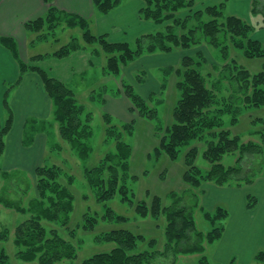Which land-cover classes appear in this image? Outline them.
<instances>
[{"label":"trees","instance_id":"1","mask_svg":"<svg viewBox=\"0 0 264 264\" xmlns=\"http://www.w3.org/2000/svg\"><path fill=\"white\" fill-rule=\"evenodd\" d=\"M95 8L100 14H108L118 7L123 0H92ZM143 7L140 10V16L161 27L152 34L138 37L134 46L129 43L109 42L106 36H94L88 29V23L84 19L56 10L51 5V0H45L49 5L48 11L44 17L35 21L28 22L25 29L33 33L44 30L45 26L50 24L55 27L67 26L69 28H79L82 32L83 46L72 40L62 46L58 51L51 55L56 59H63L70 54L79 50L98 46V49L106 54V64L104 72L107 75L117 76L121 70L126 68L130 63L136 61L144 55L155 53H171L176 49L190 50L201 44H206L222 52L224 59L228 58L227 41L232 43L240 50L244 51L247 57H264V46L259 41L254 40L251 35L253 27L235 15H224L223 9L225 3H219L204 7L194 11L192 8L196 0H141ZM256 0H251V13L257 16ZM190 12L188 16L181 17L183 10ZM264 11V6L262 5ZM261 14V13H259ZM258 14V15H259ZM193 22V23H192ZM192 23V24H191ZM177 30H181L180 34ZM46 34L44 36L47 37ZM51 35H49L50 37ZM54 37V36H51ZM246 41L245 43L243 41ZM0 44L8 48L13 56L17 58V52L14 42L8 38H0ZM98 52V51H97ZM45 56H35L31 62L22 63L19 66L21 77L27 71L36 72L42 81V84L51 99L54 106V118L58 126L60 139L70 146L81 161L89 158L91 148L87 143L92 137V115L87 112L83 105L77 102L74 92L66 87L63 83L51 78L47 72L34 65L35 61L42 60ZM191 57L181 59L179 66L185 70L179 75L183 80L177 84V90L180 92V99L172 110L173 123L165 128L161 138L160 149L172 161H176L180 151L184 146L197 138L201 140L204 135L210 134L212 138L216 137L215 132L211 133L216 124L214 119L208 118L210 108L214 105L215 92L209 88L205 77L195 68H191L194 61ZM231 61V60H230ZM229 61V62H230ZM238 69L235 76L229 78L228 75L222 77V81L230 80L234 84L235 92L243 96V102L253 107L264 106V71L252 76L250 73L233 61L229 64ZM243 68V69H241ZM252 88L251 95H248V87ZM104 93L105 88H100ZM121 94L130 102L133 112L139 113L140 116L153 120L156 118L157 108L149 107V99H143L135 93L131 85L121 83ZM95 91H92V95ZM90 97L91 101L94 96ZM239 103L231 98V103L227 111L231 114L239 112L238 108L232 111V105ZM3 108L10 111L8 107V92L3 97ZM158 112V111H157ZM9 114V113H8ZM103 120L105 125L106 137L116 142V151L113 154H107L99 162L84 169L85 179L89 188L93 191L98 203H105L116 196H119L121 203L127 202L132 204L133 193L125 184L128 170V160L131 156V147L122 141L120 128L111 125V116L104 114ZM122 130L127 135H131L134 130V123L122 124ZM10 129V115L6 122L0 121V156L4 151V137ZM160 129V128H159ZM157 131V127H156ZM207 134H204V133ZM218 142H208L207 149L202 154V158L209 163L207 168H200L193 165L197 149L189 150L184 157L186 169L183 173L184 182L192 188H200L203 184L211 183L218 187L232 185L237 182V187L242 184L250 185L256 180L258 175H245L241 166L225 167L221 163L224 155L235 151L243 156L257 157L262 150L254 144H239L238 138H229V132L219 131ZM57 149L61 150L58 145ZM157 155L159 149H155ZM61 167L44 166L35 170L36 176V196L23 206L21 201L8 199L6 195L0 196V204L6 209H14L17 213L28 215V218L19 223L14 230V244L19 249L16 253L22 262L37 261L39 264H55L62 260H72L75 258L74 248L71 243L63 239L58 230L55 228L47 229L42 222L55 223L63 227L65 231L76 234L78 228L84 230L92 229L98 221L97 215H84L83 224L75 229L69 228L70 215L73 210L74 197L66 186L61 185L59 181L62 175L65 176ZM67 175V174H66ZM251 176V178H250ZM257 176V177H255ZM264 177V176H263ZM69 184H73V178L68 177ZM5 179L9 178L5 175ZM28 191V190H27ZM169 205H164L161 198L155 196L152 198L151 207L145 202H139L138 212L141 217H157L158 214L164 215L166 226L164 236L166 240V251L173 255H187L202 253L204 241L214 243L221 239L224 232V225L221 223L228 216V212L217 207L213 211H205L204 219L212 226L207 234L199 231L194 220V208L185 206L181 199L175 194H171ZM251 207V204L248 205ZM103 220L112 223H127L126 217L119 216L109 207H106L102 215ZM7 229H0V264H8V257L2 248V243L9 237ZM97 238H103L104 241L111 242L114 247L107 251L96 253L86 259L82 264H152L156 254L149 252L147 249L137 252V245L143 241V235H134L132 232L122 228H115ZM150 247V246H148ZM155 257V258H154ZM254 259L264 263V252L255 254ZM229 264H234L231 259Z\"/></svg>","mask_w":264,"mask_h":264},{"label":"rangeland","instance_id":"2","mask_svg":"<svg viewBox=\"0 0 264 264\" xmlns=\"http://www.w3.org/2000/svg\"><path fill=\"white\" fill-rule=\"evenodd\" d=\"M256 1L259 2L256 10L261 14L258 13L259 15L254 16L250 11V16L247 19H241L250 23L253 27L251 37L264 46V11L262 10L264 0ZM219 3H225L224 15H233L234 11H237V16L244 15V5L241 2L235 3L234 0H196L191 12ZM189 13L186 9L182 11L181 15H178L183 18ZM161 27L163 26L158 25L159 31L162 30ZM68 28L64 25L59 27L46 25L44 30L33 35L35 37L32 38L31 43L35 46L29 47V55L38 54L45 56L43 59H51L53 58L51 55L65 43H69L72 38L83 46V31L79 28L69 31ZM181 32V30H177L178 34ZM46 34L48 36L44 38ZM49 35L54 37H49ZM134 44V41H129L130 46L133 47ZM225 46L228 48L226 60L220 50L203 43L190 50L178 48L172 53L144 55L142 59H137L126 66L127 68H124L123 72L117 76L110 75L108 78V75L101 73V69L96 68L95 74H91L89 71L85 77H74L64 82L68 88L77 93V96L75 95L77 102L92 115L93 133L92 137L87 140L91 152L86 161H81L70 149V146L64 144L53 132L51 126L45 123L42 131L48 133L49 144L47 154L45 153L44 165L49 167L56 164L55 166L61 167L67 174L62 175L59 181L61 185L68 188L74 197L69 228L75 229L78 225L81 226L86 213L91 216L97 215L98 221L92 229L84 230L81 226L74 236L55 223L42 222L47 229H57L59 235L71 243L76 254L72 260H62L55 264H82L96 253L111 250L114 247L113 243L95 236H100L115 228L129 230L134 235H143L145 239L138 243L137 252L143 249L154 252L156 258L154 257L152 264H229L231 259H234V264H264L255 260L253 256L255 249H257L256 253L264 252V234L260 231V221L264 215V178H262L264 176V106L253 107L245 104L242 101L243 96L235 92L234 84L231 86L230 80L222 81V77L228 75L229 72V78L237 74L238 69H235L231 64L233 61L237 66L243 67L250 73L251 80L252 76L264 71V57H247L244 51L238 49L232 41H227ZM102 54L106 56V54ZM186 56L191 57L193 59L191 60L194 61L191 68L202 73L209 88L215 92L214 105L210 108L208 118L214 119L216 127L211 133L215 132L216 137L212 138L205 132L204 134L207 135H204L201 140L197 138L191 141L188 146H184L178 159L172 161L160 149V141L165 128L173 123L172 110L180 99V92L176 87L183 80L179 73L181 74L185 69L181 68L179 64L176 65L175 62L179 60L180 63L181 59ZM20 59L24 61V57ZM227 62L231 65L226 64ZM52 73L50 72L49 75ZM121 83L131 85L135 93L143 99H149V107L157 108L156 118L149 120L140 116L137 111L133 112L130 102L127 109L122 105L109 103L106 99L107 102L103 108L101 101L104 99V94L100 88L104 87L108 96L119 97ZM86 88L88 89L86 90ZM262 88L264 89V86ZM93 90L95 93L92 95ZM248 93V95L252 93L250 86ZM90 95L94 96L93 101H90ZM231 98L239 102L232 105V111L235 108L239 109L235 115L227 111ZM121 100L120 103L125 101V99ZM8 102L11 104V98ZM106 112L111 116V125L120 128L121 137L123 135L122 141L131 147V156L126 171L127 178L125 179L126 186L134 195V202L131 205H128L127 202L121 203L119 196L108 202L98 203L85 179L84 169L96 165L107 154H113L116 151V142L106 137L107 125L103 120ZM128 123H134L131 135H127L120 127L122 124ZM221 130L228 131L230 139L238 138L239 144H254L262 150V153L257 157L243 156L239 151H235L224 155L221 163L225 167L241 166L245 175L254 173L253 175L259 177L250 185L241 183V187H237V182L223 187L211 183H208L210 185L206 183L207 185L204 184L200 188L189 187L183 180V173L186 169L185 154L196 148L193 165L202 169L207 168L209 163L202 158V154L207 149L208 142L215 144L218 142L217 134ZM58 144H64L65 147H61L60 151L57 149ZM156 148L161 154L155 153ZM33 175L32 178H27L21 173H16L9 180L0 175V196L6 195L8 199L21 201L25 206L30 199L36 196V176ZM69 176L73 178L72 185L68 183ZM171 194L180 198L183 205L194 208L196 227L204 234L210 232L212 226L204 219L203 213L213 211L217 207L224 208L228 212V216L221 223L226 229L228 227V230L223 234V238L221 237L224 240L223 243L222 240L221 243L216 241L211 244L204 241L203 252L196 254L176 256L170 251L167 252L164 215L158 214L157 217H152L148 213L149 209L146 213L148 216L141 217L137 206L142 201L151 207L152 198L155 196L160 197L162 203L167 206L174 200H171ZM249 204L251 207H248ZM106 207L111 208L115 214L126 217L128 222L116 224L103 220L101 217L105 213ZM27 218L28 215L19 214L14 209H6L0 204V229H7L10 233L8 239L2 243V248L8 257V264H39L37 261L22 262L16 255L19 249L14 244V230L19 223ZM243 224L247 226L243 231L234 232L233 229L242 227Z\"/></svg>","mask_w":264,"mask_h":264},{"label":"crops","instance_id":"3","mask_svg":"<svg viewBox=\"0 0 264 264\" xmlns=\"http://www.w3.org/2000/svg\"><path fill=\"white\" fill-rule=\"evenodd\" d=\"M234 2H241L245 11L244 15L237 16V11H234L233 15L247 19L250 16L251 0H234ZM51 5L58 11L86 20L92 35L106 36L107 40L112 43L135 42L138 37L159 30L156 24L141 18L139 13L143 7L141 0H123L118 7L104 15L97 11L92 0H51ZM48 8L49 5L45 0H0V38L11 39L17 52V58H15L8 48L0 44L1 123L6 122L10 115V129L4 137V151L0 156V175L2 178H5V175L13 178L16 173L32 178L37 168L45 166V153L47 154L49 144L48 133L42 131L45 123L51 126L53 132L60 139L58 126L54 118V106L40 76L36 72L27 71L17 83L20 76L19 66L21 62H31V58L38 55H29V47L35 46L31 42L35 37L33 35H36V33L26 30L25 25L44 17ZM75 29L77 28H68L69 31ZM94 49H98V46L84 48L63 59L38 60L34 62V65L43 69L48 75L53 72L49 76L63 84L74 77H85L89 71H91V74H95L97 69H101V73L107 76L104 72L106 56L100 50L93 53ZM139 59H142V57ZM175 64L178 65L179 60ZM109 76L107 77L109 78ZM71 90L77 96V93L73 89ZM6 92H8V100L11 98V104L8 102V107H11L9 114L3 108V97ZM103 94L104 99L101 101L103 108L107 102L106 99L114 105H122L123 108L128 109L130 106L129 101L121 94H118L119 97L108 96L106 90ZM124 99L126 102L123 101ZM120 100L123 102L120 103ZM105 114L109 115L107 112ZM64 144L58 145L64 148ZM246 227V224H243L242 227L233 230L234 232L243 231ZM227 230L228 227L227 229L224 228L223 234ZM260 231L264 234V215L260 221ZM221 240H218L217 243H221ZM256 251L257 249L253 251V256H255Z\"/></svg>","mask_w":264,"mask_h":264}]
</instances>
